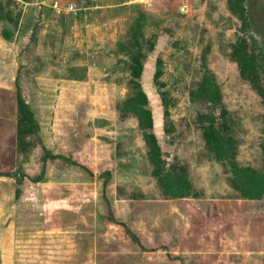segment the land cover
Returning a JSON list of instances; mask_svg holds the SVG:
<instances>
[{"label": "rangeland", "instance_id": "374dc122", "mask_svg": "<svg viewBox=\"0 0 264 264\" xmlns=\"http://www.w3.org/2000/svg\"><path fill=\"white\" fill-rule=\"evenodd\" d=\"M54 1L0 0L1 14L19 18L18 78L41 123L22 168L38 174L47 148L92 174L49 159L45 180L25 178L18 199L13 178L0 177V264H263L264 197H239L229 177L231 159L264 173V0H242L243 17L228 0H58L73 3L69 13ZM138 23L140 82L166 171L183 168L195 196L163 191L137 117L120 108ZM241 40L245 58L254 55L247 74L234 56ZM208 73L221 103L199 92ZM211 123L232 137L231 157L208 148Z\"/></svg>", "mask_w": 264, "mask_h": 264}, {"label": "trees", "instance_id": "16d2710c", "mask_svg": "<svg viewBox=\"0 0 264 264\" xmlns=\"http://www.w3.org/2000/svg\"><path fill=\"white\" fill-rule=\"evenodd\" d=\"M29 1V0H24ZM229 7L234 13H240V16L243 17L240 10H244L242 7V0H228ZM5 19V26L8 27L5 29L4 35L6 37H12L14 31L18 30L19 18L15 16L11 9H6L3 14ZM7 30V31H6ZM142 35L141 24L138 23L137 27L134 29L133 38L135 43L138 46V50L134 53H131L130 57V72L132 75V85L129 95L123 100L121 105V110L124 113H133L138 120L139 128L142 131L143 138L148 147V157L153 164V174L157 177V180L160 186L163 188V191L170 195V197H188L195 196L193 186L187 179L186 171L183 168L179 169V172L172 170L166 171L165 159L163 158L161 147L158 142L157 136L153 131L154 119L152 110L149 107V99L146 92L143 90L140 78L144 69L145 53L140 49L141 44L138 40V37ZM239 45L234 47L235 58L239 62L242 72L251 73V68L254 67V55L250 58H245V40H241ZM154 43L150 42V48H153ZM158 68L155 70L154 77L156 81H159V77L162 74L160 68L161 60L157 61ZM254 79V76L252 77ZM254 80H258L255 79ZM17 86V105H18V123H17V146L19 153L22 155L19 166L15 170L10 171H0V175L13 177L16 182L15 186V198L18 199L22 193V184L24 183L25 178L30 177L34 182L44 181L45 180V163L49 159H63L71 164L78 165L84 170L92 174V171L89 170L85 165L80 164L78 161L74 160L72 157L66 156L61 153H54L45 148L44 154L42 156L44 167L42 170L34 175L29 176L27 172L22 168V162L26 159V153L29 151L30 147L35 145L36 140L41 141L40 130L41 126L39 120L36 116L34 109L32 108L31 103L26 99L23 94V89L20 84L19 79L16 81ZM262 93L264 92L261 87H259ZM199 92L205 98L211 100L214 103H221L222 93L220 90L217 81L214 78L213 74H207L204 76L203 80L199 86ZM162 100L164 105V113L166 116L169 114V102L167 100V93L164 90H161ZM204 135L207 141V146L213 152L217 160L225 159L230 150V141L232 140L231 136L221 135L219 130L215 128L214 124H209L205 127ZM232 155H230L231 157ZM231 164V174L229 177V184L237 191L239 197L245 198H263L264 197V173H260L255 169L250 167L241 166L235 160H230ZM104 199L107 204H109V199L107 198L105 188L108 185L110 179V172H104ZM102 176V175H101ZM110 220L120 223L124 226L126 232L130 237L137 243L140 244L141 240L138 235L125 223L119 220H116L114 214L109 208L108 214ZM264 264V263H263Z\"/></svg>", "mask_w": 264, "mask_h": 264}, {"label": "crops", "instance_id": "0c3cea01", "mask_svg": "<svg viewBox=\"0 0 264 264\" xmlns=\"http://www.w3.org/2000/svg\"><path fill=\"white\" fill-rule=\"evenodd\" d=\"M3 18V14L0 13V19ZM1 23L2 21H0V171H10L13 168L12 161L17 162L16 167H14L16 169L22 158L17 146L18 105L16 81L19 79V51L16 39H18L19 31H14L12 37H6L4 35L5 29H10ZM23 94L26 97L24 91ZM32 108L36 113L33 105ZM14 168L13 170H15ZM0 177L13 178L2 175ZM13 180L15 181L14 178Z\"/></svg>", "mask_w": 264, "mask_h": 264}, {"label": "built area", "instance_id": "2783aa9c", "mask_svg": "<svg viewBox=\"0 0 264 264\" xmlns=\"http://www.w3.org/2000/svg\"><path fill=\"white\" fill-rule=\"evenodd\" d=\"M52 8L59 13H69L71 11H75V7L72 3L61 4L58 0L53 2Z\"/></svg>", "mask_w": 264, "mask_h": 264}]
</instances>
